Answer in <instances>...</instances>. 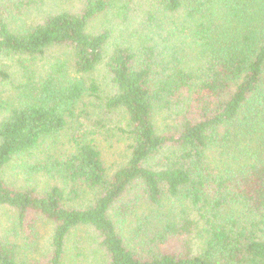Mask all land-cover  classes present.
Listing matches in <instances>:
<instances>
[{"label": "trees", "instance_id": "obj_1", "mask_svg": "<svg viewBox=\"0 0 264 264\" xmlns=\"http://www.w3.org/2000/svg\"><path fill=\"white\" fill-rule=\"evenodd\" d=\"M38 2L0 0V264H264V0Z\"/></svg>", "mask_w": 264, "mask_h": 264}, {"label": "rangeland", "instance_id": "obj_2", "mask_svg": "<svg viewBox=\"0 0 264 264\" xmlns=\"http://www.w3.org/2000/svg\"><path fill=\"white\" fill-rule=\"evenodd\" d=\"M70 4L71 0H41V2H38L32 6V9L27 16L24 15V17L26 16L25 21L28 23H34L37 19L41 18L45 12L50 10L51 7L57 6L56 8L59 9ZM95 77L100 82L104 90L111 89L112 84H110L108 75L104 70H98L95 73ZM0 88L7 89L8 91L6 92L8 93L13 92L12 87H10V84L8 83L0 84ZM119 122L120 120L116 115L113 117L110 115L108 118H106L105 126H103V128L96 135V137L102 142L101 145L105 152V160L107 165L113 168H116L119 165V161L125 155L128 148L127 136L120 131L119 128L121 127V123ZM49 230L50 229L46 225H44L43 228H39L41 233L40 240L42 242H45L49 237ZM73 241L75 245L71 244L68 250V252L71 251L72 254L65 259V264H93L96 262L91 251L93 248L92 244L91 246L86 247L89 252L91 251V253L89 255H83V244L80 237H75ZM85 245H87L86 241Z\"/></svg>", "mask_w": 264, "mask_h": 264}]
</instances>
